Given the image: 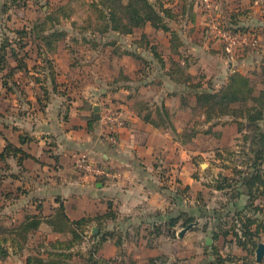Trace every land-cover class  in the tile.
Masks as SVG:
<instances>
[{"label": "rangeland", "instance_id": "1", "mask_svg": "<svg viewBox=\"0 0 264 264\" xmlns=\"http://www.w3.org/2000/svg\"><path fill=\"white\" fill-rule=\"evenodd\" d=\"M92 1L18 0L15 4L12 0H0V52L2 46L7 44V52H10L11 47H15L22 58L26 57L25 54L30 56L37 53L35 44L38 39L35 35L37 25H40L39 23H42L47 15H52L55 21H49L48 25L66 31L67 36L57 44V49L52 53L57 52V59L54 58L51 64L58 67L60 63L67 65L75 61L85 62L86 69L90 67V70L84 69L81 75L83 80L92 81L97 75L98 78H107L111 84H116L118 81L121 83L127 76L125 71L130 72L136 68L133 80L138 82L152 80L153 83L162 85L170 79L174 81L168 74L169 71H173L174 66L175 77H183L185 71L178 68L176 64L178 62L186 72L196 75V81H202L206 87L211 86L215 90L225 86L231 73L236 70L251 77L256 93L264 89V0H150L157 6L171 9L174 13L173 18H167L171 28L176 31L172 39L173 45L170 41L172 37L170 31L157 29L149 23L143 29H135L132 34H120L113 30L102 32L101 28L106 21L98 18L99 14ZM222 32L239 34L247 40V43L233 45L231 51H228V44L221 37ZM156 53L165 59V64ZM37 59L29 60L30 65L36 63L35 68L39 69L32 71L43 73L45 63L37 64ZM8 63L12 67L16 62L14 60L3 62L4 67H7L6 73L10 74ZM92 70H96V74ZM73 71L75 70L65 74L69 81L73 77L80 76H74ZM107 72L111 74L106 76ZM9 74L0 71V147L4 144L3 137L13 138L10 131L15 122L14 117L17 116L16 104L26 100L27 96L33 93L32 85L28 80L32 76L38 77L25 71L11 72L12 75L7 76ZM179 85L186 87L185 90L180 88L179 94L181 100L183 95L189 94V113L192 115L188 120L179 119L178 125L181 128L179 134L190 136L197 134L189 148L197 152L202 151L203 154H197L194 163V170L201 176V180L190 192L188 190L183 192L189 202L188 206L184 204V207H175L177 212L173 215L181 217L177 222L176 230L181 228V231L185 227L183 224L188 217L193 219L192 222L198 221V224L180 239L178 236L167 235L168 227L164 221L162 222L164 224H161L164 232L161 234L156 230L153 222H132L126 220L125 216H119L117 220L105 218L101 224L91 222L86 226V236L76 243L73 248L75 251L86 253L100 237L112 231L111 236L99 245L98 254L114 257L117 264H203L208 258L207 244L210 242L213 223L217 221L214 220V214L202 218L201 209L208 205L209 209H205L213 212L228 201L230 194H226V190L215 189L219 175L230 174L238 178L239 176L232 172V168L238 165V169H245L244 164L251 155L244 152L242 133L238 132L237 124L231 121L232 118L224 116L221 119L215 118L210 122L211 124L208 123L202 114V109L194 110L195 98L190 93L191 90L186 84ZM104 104L118 108L112 101ZM103 112L100 111L99 122L106 133V125L101 120ZM40 148L41 146L37 152ZM228 149H233L234 152L229 153ZM219 153L224 159L218 155ZM12 164L14 171H18L15 161H12ZM10 173V169H6L5 166L0 167L1 179L3 176L4 178L9 176ZM36 173L35 171L34 175ZM79 173L84 174L80 171ZM41 175L39 174L38 177ZM28 177L30 176L22 173L20 178L26 189L31 191L28 199L30 201L40 199L46 201L45 204L38 201L36 204L27 205L25 197L9 204L14 198L11 196L13 192L9 191L10 178L0 182V245H5L10 251L7 257L0 256V264H25L29 254H45L58 246L65 247L57 241L65 242L72 237L71 234L53 232L48 224L43 223L38 231L30 234L23 250L11 246V240H4L9 232H4L2 229L14 219L19 221L17 217H22L27 212L26 209H35L36 206L37 210L38 204H42L45 206L43 209L49 212L53 195H68L69 214L74 217L81 215L76 209L78 203H75L76 194L72 188L46 189L42 187V181L38 180V177L35 176L34 181L30 178L27 181ZM3 199L9 202L5 207L1 206ZM81 204L88 207L87 212L91 216L103 207L101 202H95L86 192L83 194ZM186 207H192L194 210L185 212L183 210ZM98 213L101 217V211ZM122 222L123 230L120 228ZM93 226H97L98 229L95 234H93ZM96 234H100V237L94 239L93 235ZM56 243L57 246L54 247ZM219 243L223 245L222 240ZM223 251L226 253L228 249L224 248ZM239 260H236L235 264L245 263Z\"/></svg>", "mask_w": 264, "mask_h": 264}, {"label": "crops", "instance_id": "2", "mask_svg": "<svg viewBox=\"0 0 264 264\" xmlns=\"http://www.w3.org/2000/svg\"><path fill=\"white\" fill-rule=\"evenodd\" d=\"M57 55V52L43 56L33 53L26 59L27 68L24 71L38 77L32 76L28 80L32 85L33 93L27 96L26 100L16 104L17 116L14 117L15 122L10 131L13 138L2 136L4 144L0 147V153L8 142L21 150L11 153L5 159L0 157L2 164L0 167L5 166L11 171L9 176L0 178V182L10 178L9 191L13 192L11 196L14 197L10 203L3 199L1 206L5 207L7 203L13 204L23 197L27 205L36 204L38 201L45 204L46 201L40 199L30 201L28 197L31 191L26 189L22 184L23 181H20L22 173L30 176L26 178L27 181L29 178L34 181L35 176L42 174L38 180L42 181V187L46 189L55 187L58 188L57 190L73 189L76 194L75 203H78L76 209L81 215L74 217L69 214L68 195H53L49 212L43 209L45 206L38 204L37 210L36 206L35 209H26L27 212L22 217H17L19 221L14 219L16 222L13 221L8 226L20 223L25 217L35 213L48 216L54 212L60 201L64 202L72 219L90 215L87 212L88 207L81 204L84 192L88 193L95 202L103 204L98 210L102 215L106 212L107 202L111 201L118 217L125 216L126 220L132 222L154 223L160 219L165 221L170 216H175L173 215L177 212L175 207H184V204L188 206L189 202L183 192L186 190L190 192L201 180V176L194 170V163L197 154L203 152L189 148L197 134L194 136L179 134L181 132L179 119L183 121L192 117L189 106L182 103L179 94L180 88L185 90L186 87L176 84L169 77L170 80L162 85L153 83L152 80L138 82L133 80L136 68L130 72L126 70L127 76L121 83L118 81L116 84H111L107 78L99 77V79L97 75L92 81L83 80L81 75L86 69L85 62L75 61L67 65L60 63L56 67L51 63L54 58L57 59ZM32 58L33 60L38 58L37 64L45 63L43 73L37 72L39 69L35 68L36 63L30 65L29 60ZM8 59L10 62L14 60L17 65L14 57ZM34 69L38 70L32 71ZM72 70H75L74 76L80 75V79L77 77L71 78V81L67 79L65 74ZM86 70H90V67ZM16 71L23 72L20 69ZM92 72L96 74V70ZM110 74L111 72H107L106 76ZM109 101L117 104L125 119V125L117 130V144L108 140L104 128L95 118V105H99L101 111L104 103ZM39 146L41 148L37 152ZM82 152H87L94 163L106 164L120 171L122 176L114 179L104 178V181H100L90 175L79 173L74 163ZM12 161H15L18 171H14ZM34 170L37 172L35 175ZM242 189L245 193L233 200L227 198L228 201L219 209L224 210L223 214L227 213L228 209H232V214L240 211V216L251 215L264 221V213L246 208L249 196L246 194V188ZM255 203L264 205V196L257 198ZM205 208L209 209L208 205L203 208L202 218L214 214V211ZM190 210L194 208L186 207L183 211ZM98 211L92 214V217L99 215ZM214 220L216 222L215 217ZM216 225L213 223L210 242L207 244L208 258L203 264L215 260L216 252L224 257L229 255L235 257L234 261H227V264H235L238 259L243 261L241 257L246 255V251L236 243L232 235L214 239ZM123 227L122 222L120 228L123 230ZM180 229L177 230L178 237H180L178 235ZM221 240L223 245L219 243ZM224 248L228 249L226 253L223 251ZM256 264H264V261L256 260Z\"/></svg>", "mask_w": 264, "mask_h": 264}, {"label": "trees", "instance_id": "3", "mask_svg": "<svg viewBox=\"0 0 264 264\" xmlns=\"http://www.w3.org/2000/svg\"><path fill=\"white\" fill-rule=\"evenodd\" d=\"M12 2L16 4L18 0H12ZM92 4L99 14L98 18L106 21V24L101 28L102 32L113 30L120 34H132L135 29H143L149 23L157 29L170 31L172 33L170 41L173 45L174 41L172 39L175 37L176 31L171 28L167 19L174 16L171 9L157 6L150 0H93ZM53 20L55 21V18L52 15H47V18L42 23H39L40 25H37L38 29L35 35L38 39H36L37 42L35 44L37 45L39 56L55 52L57 44L67 36L66 31L48 25V22ZM1 50L0 71L7 70L3 62L9 61L8 57H14L18 65H16L17 67H11L10 63H8L10 74L6 73V71L5 74H9L7 76H11V72L14 73L18 69L26 70L28 54H25L26 57H20L15 47H11L10 52H7V44H4ZM157 56L165 64V59L161 55L157 54ZM176 64L180 70L185 71L183 77H175V66L172 68L173 71H169L168 74L175 82L186 84L187 88L191 90L190 93L195 98L194 110L202 109V114L207 122H212L215 118L221 119L224 116L232 118L231 120L238 125V132L242 133L244 152L251 155L247 163L244 164L245 169H238V165L232 168V172L237 174L238 178L230 174L221 173L215 189L227 190L226 193H229L230 199L233 200L245 193L242 188H246V194L249 196L246 208H250L254 212L264 213V205L255 203L257 198L264 196V89L256 93L251 77L236 70L231 73L225 86L220 90H215L211 86L206 87L202 81H196V75L186 72L180 63L177 62ZM188 97L189 94L182 96V103L186 106L190 105ZM20 150L19 147L8 142L0 153V157L5 159L6 156ZM228 150L229 153L234 152L233 149ZM23 154L26 153L23 152ZM218 155L221 158L223 157L221 153ZM97 180L104 181L105 179L100 178ZM201 210V216H203V209ZM223 212L224 210L214 209V217L217 221V231L214 232V239H218L220 236L227 238L232 235L236 243L246 251V255L241 257L245 262L244 264H256L254 256L264 236V221L251 215L240 216V211L232 214V209H228L225 214ZM117 217L113 203L109 201L107 202L106 212L101 217L99 215L95 217L84 215L80 218L72 219L67 212L66 205L63 201H60L50 215L44 216L41 213H35L25 217L20 223L7 226L2 231L9 232L8 237H4V240H11V246H17L20 251L23 250L24 244L28 242L30 234L38 231L43 223L48 224L54 232L71 234L72 237L67 241H57H60L59 243L64 244L65 247L58 246L45 254H29L25 259V264H117L114 257L98 254L99 245L111 236L112 231L100 237L97 241L98 244L95 242V245L86 253L73 249L76 243L83 240L86 236L85 228L89 223L95 221L101 224L105 218L115 220ZM180 219L181 217L170 216L165 221L162 219L159 220L160 222L155 221L154 226L159 233L163 234L164 229L161 224H164L162 223L164 221L166 227H168L167 235L175 237L177 234V222ZM192 221L191 217L186 218L183 226ZM253 226H255L254 229ZM98 237L99 234L93 236L94 239ZM117 243L121 244L120 241H117ZM55 246H57V243ZM9 252L5 245H0V256L7 257ZM216 255V259L207 264H227V261H234L235 259V257L230 255L224 257L219 252H216Z\"/></svg>", "mask_w": 264, "mask_h": 264}, {"label": "built area", "instance_id": "4", "mask_svg": "<svg viewBox=\"0 0 264 264\" xmlns=\"http://www.w3.org/2000/svg\"><path fill=\"white\" fill-rule=\"evenodd\" d=\"M221 37L228 44L227 49L231 51V47L236 44L247 43V40L241 35L230 34L228 32H222ZM257 39L255 38V43ZM103 115L101 120L106 125V133L108 140L113 143H118L117 130L125 125V119L122 110L115 108L112 105H105L103 108ZM75 168L84 173V175H90L96 179L106 178L114 179L120 178L122 176L121 172L111 168L106 164L94 163L90 158L88 153H81L77 156L75 160Z\"/></svg>", "mask_w": 264, "mask_h": 264}, {"label": "water", "instance_id": "5", "mask_svg": "<svg viewBox=\"0 0 264 264\" xmlns=\"http://www.w3.org/2000/svg\"><path fill=\"white\" fill-rule=\"evenodd\" d=\"M94 111H95V118H96L97 120H99V119H100V106H99V105H95V107H94ZM203 165H205V164H203ZM197 224H198V221L188 223V224H187V225H186V226H185V227H184V228L178 233V235H179L180 237H183L184 234H185L187 231L193 229V227H195ZM97 231H98L97 227H94V228H93V233H97ZM256 260H257L258 262H262V261H264V242H263V241H261V242L259 243V245H258V247H257V249H256Z\"/></svg>", "mask_w": 264, "mask_h": 264}]
</instances>
